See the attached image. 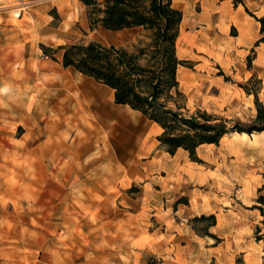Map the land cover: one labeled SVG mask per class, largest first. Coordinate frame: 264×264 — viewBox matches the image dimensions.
<instances>
[{
    "label": "rangeland",
    "instance_id": "obj_1",
    "mask_svg": "<svg viewBox=\"0 0 264 264\" xmlns=\"http://www.w3.org/2000/svg\"><path fill=\"white\" fill-rule=\"evenodd\" d=\"M1 2L8 30L0 43V264H264V133L229 132L198 146L192 160L183 148L166 151L161 127L135 112L148 125L145 150L110 155L96 135L91 149H77L85 129L58 117L44 80L69 71L107 97L113 90L64 67L60 50L56 59L46 56L40 44L130 45L144 38L141 29H90L76 0ZM254 2L246 7L252 17L254 4L264 11V0ZM175 3L183 12L176 42L185 60L182 110L251 125L254 95L241 85L259 88L264 103L262 79L251 69L253 58H264V41L255 44L262 35L238 50L242 43L227 38L239 23L208 4ZM15 25L21 31L9 29ZM229 58L242 60L229 65Z\"/></svg>",
    "mask_w": 264,
    "mask_h": 264
},
{
    "label": "trees",
    "instance_id": "obj_2",
    "mask_svg": "<svg viewBox=\"0 0 264 264\" xmlns=\"http://www.w3.org/2000/svg\"><path fill=\"white\" fill-rule=\"evenodd\" d=\"M79 1L86 7L90 29L140 28L144 38L130 45L78 40L54 48L41 43L42 52L56 59L54 54L60 50L59 62L64 67H72L108 86L116 104L127 105L159 125L162 131L157 139L166 151L173 154L183 148L192 160H199L196 150L201 144L218 143L229 132L264 131V103L259 101V88L251 91L245 84L241 87L253 93L256 105V115L249 126L238 123L228 126L227 119L199 108L191 114L182 110L185 95L180 88L178 69L185 60L177 56L176 42L183 12L173 0ZM231 1L244 5L243 0ZM253 16L260 23L262 35L256 40L257 45L264 41V16ZM209 217L214 224V216Z\"/></svg>",
    "mask_w": 264,
    "mask_h": 264
},
{
    "label": "bare ground",
    "instance_id": "obj_3",
    "mask_svg": "<svg viewBox=\"0 0 264 264\" xmlns=\"http://www.w3.org/2000/svg\"><path fill=\"white\" fill-rule=\"evenodd\" d=\"M54 73L53 78L44 80L45 92L59 118L67 125L80 124L85 129L77 149H91L94 146L92 137L96 135L103 143L104 153L110 155L131 156L145 150L148 125L135 114L136 111L129 106L114 105L113 92L107 97L104 88L90 84L79 75L69 71ZM238 134L248 136L246 132Z\"/></svg>",
    "mask_w": 264,
    "mask_h": 264
},
{
    "label": "crops",
    "instance_id": "obj_4",
    "mask_svg": "<svg viewBox=\"0 0 264 264\" xmlns=\"http://www.w3.org/2000/svg\"><path fill=\"white\" fill-rule=\"evenodd\" d=\"M1 1L2 0H0V7L4 6L3 2H1ZM17 1L20 2L21 0H17ZM76 1L84 6V8H85V20H87V23L89 25L85 5L79 0H76ZM184 1L188 2V3H193V4L195 2H199L202 7L204 5L207 7V4H208V8L211 11L216 12L218 14V16H221L224 20H226L228 22V24L234 25L236 23H239L241 31H239V33H237V35H229L227 38V42L229 45L234 46L237 44L238 41H240L242 43V46H240V48L238 50L246 51V48L249 47L250 45H252L254 43V41L257 39L258 35L261 34L259 21H257L254 17L248 15L246 13V10L244 7V6L249 7V5H251V3H255L254 2L255 0H243L244 5L241 3H239L238 5H234V3L231 0H184ZM173 2L177 7H179V4H176L175 0H173ZM52 5H53L52 7L55 10V12L58 13L56 11L55 5L54 4H52ZM261 6L262 5H258V4L253 5V7L255 9L254 12L259 17L264 15V11H262ZM60 7H62V8L65 7V3L63 1L60 3ZM1 11L2 10H0V14L2 13ZM21 28L22 27L15 25L9 29L12 31L13 30L21 31ZM124 29H130V28H124ZM7 30H8L7 26L2 25V23L0 22V43L2 40H5ZM106 30H108V29H106ZM261 44H264V43L261 42ZM231 51L233 52V50H231ZM241 60H242V58H229L228 59L229 65L235 64L236 61H241ZM262 60H264V58H253L252 59L253 64H252L251 69L256 71L259 74V77L262 79L261 91H264V70H261L258 67V65L262 62ZM120 105H122V104H120ZM134 111H136V110H134ZM136 112H138V111H136ZM141 116H142V114H141ZM262 132H264V131H262Z\"/></svg>",
    "mask_w": 264,
    "mask_h": 264
}]
</instances>
